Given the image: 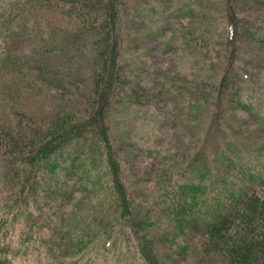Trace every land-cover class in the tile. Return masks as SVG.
<instances>
[{
	"label": "rangeland",
	"instance_id": "rangeland-1",
	"mask_svg": "<svg viewBox=\"0 0 264 264\" xmlns=\"http://www.w3.org/2000/svg\"><path fill=\"white\" fill-rule=\"evenodd\" d=\"M185 1L150 0L154 22L160 23L165 7L171 11ZM224 1L206 7L205 0H192V15L171 14L170 27L139 44L125 37L123 31L133 33L136 25L121 9L119 51L131 62L122 71L129 84L117 88L108 108L102 106L119 166L95 150L92 138L67 159L58 153L62 169L44 167L35 157L37 176L29 182L42 178L20 189L13 186L11 168L33 144L15 150L3 137L8 130L0 131V253H7L1 264H151L143 236L147 221L157 264L213 259L205 252L214 236L210 228L221 233L208 220L244 193L264 192V0H235L238 49L223 85L220 124L208 125L219 110L217 89L208 85L229 58L228 51L221 62L222 42L211 43L227 33L231 15L220 8ZM90 3L0 0V128L24 131L31 142L39 127L51 130L57 117L73 124L76 116L91 114L88 98L99 86L87 70L95 32L91 21L89 27L83 22L90 20L95 0ZM144 3L140 16L147 12ZM73 22L79 23L65 25ZM71 62L80 64V78L61 75L59 83L54 73ZM51 109L58 113L50 115ZM117 176L127 198L114 192Z\"/></svg>",
	"mask_w": 264,
	"mask_h": 264
},
{
	"label": "trees",
	"instance_id": "trees-1",
	"mask_svg": "<svg viewBox=\"0 0 264 264\" xmlns=\"http://www.w3.org/2000/svg\"><path fill=\"white\" fill-rule=\"evenodd\" d=\"M90 0H87L89 2ZM94 0H91V3ZM145 0H95V6L92 12L90 13V20L83 21L84 25L89 27V21L95 25V32L93 37V50L94 53L88 58V67L87 70L91 71L96 79V85L99 86L96 89V95L94 99L88 98L89 105L88 110H92L91 114H88L87 117L76 116L78 123L70 124L68 119L57 117V124L53 125L51 130H46V127H39L37 132L33 134L31 142L26 138L24 131L22 132H13L12 128L3 127L1 130H8L6 133L10 135H4L8 141L16 144L15 150H18L19 145L22 146H33L21 152V159L13 163L11 168L12 179L15 187L27 188L37 186L39 184L36 179L33 182H29L30 176H37V165H35V157L38 158L39 164L44 167H63L62 158L58 154L63 152L64 158H69L74 151H79L84 149L83 145L90 139H94L95 142L92 144L96 150V147L100 149L101 155H106L112 163H115L119 166L118 157L116 152V147L111 141L110 137L106 131V121L107 110L102 109L103 104L108 106L113 100L114 93L117 88L122 85V88L125 86L123 84H129L127 82V77L122 74L123 67L130 61L121 59L119 48H121L120 35L122 28L119 26L121 22V9H126V16L131 23H135L136 31L133 33H128L127 30L123 31L125 37L130 36L131 40H134L137 44L142 43L148 38L149 35L156 36L160 35L166 27H170V16L171 14L178 13L185 15L193 14L195 9L191 3L192 0H186L185 2H179L177 6L171 11L168 10V7H165L163 13L161 14L162 18L160 23L154 22V15L156 12V7L147 0L146 3V14L139 15L138 12L145 4ZM201 1V0H200ZM220 0H205L206 7L209 2H217ZM83 3V1H82ZM198 3V2H197ZM124 4V5H123ZM189 6L188 9L184 10L186 6ZM235 0H225L221 3L220 8L227 12L231 19H229V24L227 25L226 36H217L216 39L212 40L211 43L217 45L222 42V47L219 49L224 50V57L221 55L220 60L226 58V52L229 51V58L227 61V67L223 70L222 74L215 80V84L208 85L210 90L217 89L218 104L219 110L215 111L209 119V124H220L219 118L222 114L221 105L223 100V85L227 84L228 69L233 63V56L237 47V31L235 26L237 25V16L239 17V8H236ZM141 6V7H140ZM73 8V7H72ZM203 8H205L203 6ZM123 17V16H122ZM234 18V21L232 19ZM79 22H73L70 24H65L67 26H76ZM123 23V20H122ZM154 23H158V26H154ZM155 25V24H154ZM145 29V30H144ZM13 32V31H12ZM122 36V35H121ZM16 41V38H13ZM166 42V41H165ZM165 44V43H164ZM0 46V51H1ZM21 55V53H19ZM59 61H61L59 59ZM66 64V67L63 70H57L54 74L56 75L59 83L63 81L61 75H64L66 80L76 82L80 77H78L80 67L78 62H71V66ZM13 66H17L14 65ZM48 69L50 67L47 66ZM52 71V70H51ZM132 72L129 73L131 77ZM250 74L246 72L243 73V78L248 80V83L251 81L248 79ZM215 76L210 75L209 79H213ZM216 78V77H215ZM214 78V79H215ZM125 82V83H124ZM130 83H132L130 81ZM229 86L227 87V89ZM255 107V106H252ZM47 113L50 115L55 112L54 109L49 110ZM10 117V115H9ZM8 117V118H9ZM1 126V124H0ZM50 127V126H49ZM104 132L101 133V130ZM49 135L47 138H45ZM97 137L101 140L98 141ZM0 140H2L0 135ZM23 143V144H22ZM55 158H52L55 155ZM89 156L91 152L82 151ZM79 155L75 154L74 159H79ZM9 162V161H7ZM18 162V163H16ZM81 162H85L83 159ZM20 163H25L28 168H23ZM49 164V165H48ZM30 172L32 175H29ZM115 193H118L121 197L127 198V194L124 190V185L121 181V178L116 177L115 183L113 185ZM194 196L196 199L197 192L200 190L199 184L193 186ZM35 192V191H34ZM24 195H22V199ZM24 200V199H23ZM25 203L26 199L24 200ZM195 215V214H194ZM197 218H200L198 215H195ZM212 225H216V229L221 233L218 235L217 231L212 232L210 228V233H213L214 236L208 239L207 243L210 244L209 248H206V253H212L213 259H211L207 264H264V192L257 193L251 192L250 194L244 193L241 198L234 204L230 205L226 210L222 209L218 216L210 218L208 222ZM152 224L147 221V225L144 227L143 236L147 242V248L150 254L154 259L148 258V262L151 264H157L156 254L153 250H157L156 245H153V239L150 237V234L146 231L151 228ZM183 226V225H182ZM140 229L141 227L138 226ZM224 231V234L222 232ZM218 235V238H217ZM141 248L145 254V248L141 245ZM7 253L4 251L3 254L0 253V264L4 259H6ZM162 262L163 260L160 259Z\"/></svg>",
	"mask_w": 264,
	"mask_h": 264
}]
</instances>
